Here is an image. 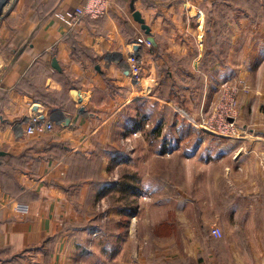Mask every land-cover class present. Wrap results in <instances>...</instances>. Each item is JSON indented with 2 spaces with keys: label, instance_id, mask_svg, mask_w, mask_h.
Returning a JSON list of instances; mask_svg holds the SVG:
<instances>
[{
  "label": "crops",
  "instance_id": "obj_1",
  "mask_svg": "<svg viewBox=\"0 0 264 264\" xmlns=\"http://www.w3.org/2000/svg\"><path fill=\"white\" fill-rule=\"evenodd\" d=\"M133 1L151 28L150 47L135 45L148 36L134 19ZM202 1L207 0L167 5L114 0L106 17L70 29L54 13L75 8L80 0H24L0 27V264H84L93 240L101 247L98 254L122 264H153L156 257L161 258L159 264H264V121H239V138L211 133L194 142L193 170L204 176L201 186L208 183L209 192V207L200 211L198 222L218 224L225 235L216 239L202 234L201 245L194 248L182 235V253H168L165 244L164 252L144 254V235L136 238L140 249L135 250L137 235L132 225L121 227L120 197L114 200L119 172L109 173L110 159L99 151L111 145L121 152L122 158L113 163L134 158L137 139L131 134L115 137L114 129L122 120L120 112L130 111L144 97L162 108L170 102L174 112L185 111L184 117L189 114L199 129L201 113L213 112L221 85L243 78L251 90L241 94L242 117L250 111L264 114V0H252L254 9L240 8L234 20L228 18L230 8H215L207 23L209 8L202 9ZM179 3L191 14L185 15ZM153 8L175 25L159 16L151 20ZM135 46L142 50L144 63L138 86L124 64ZM54 58L61 71L53 69ZM172 87L181 104L167 98ZM43 99L52 102L50 108ZM34 104L52 114L57 123L53 134H18L16 126L24 123ZM119 144L128 149L121 150ZM196 158L207 164L196 165ZM153 173L152 168L145 173L144 186ZM157 184L154 193L162 194L154 197L152 207L175 204L165 215L175 213L176 227L189 221L195 225V215L185 219L184 207L193 209V204L184 188L176 187L180 194L172 196L162 178ZM109 199L114 200L111 206ZM105 218L109 225L102 233L98 226ZM101 238L108 243L103 245Z\"/></svg>",
  "mask_w": 264,
  "mask_h": 264
},
{
  "label": "rangeland",
  "instance_id": "obj_2",
  "mask_svg": "<svg viewBox=\"0 0 264 264\" xmlns=\"http://www.w3.org/2000/svg\"><path fill=\"white\" fill-rule=\"evenodd\" d=\"M24 0H16V2L14 3V5L3 14V12L0 11V27L4 24L9 22V20L12 18V15L14 14V12L17 9V6L22 3ZM152 2H154V4H162V5H167L169 3H172L174 1L177 0H167L166 2H162V1H154V0H150ZM158 2V3H155ZM223 2V1H220ZM153 4V5H154ZM187 4V3H186ZM201 7H203L202 9H206L208 8L211 4L212 1H205V2H201ZM232 4L231 6H225L226 8H230L231 10H233L231 12V17L228 16V18H231V20H234L236 18V16L238 15V10L240 8H249V9H254V2L252 0H249L247 3L245 1H238V0H232ZM180 5V3H179ZM181 6V5H180ZM211 7H213L211 5ZM219 9H223V4H219L217 6ZM224 7V8H225ZM182 8V12L185 13V15H190L191 11L187 10L188 7H183ZM153 15H152V19H155L154 17L159 16L161 17V19H163L164 21H166L168 24L170 25H175V22L172 21L171 17L164 15L163 11H159L156 8H153ZM174 10L177 9V5H174ZM1 10V9H0ZM187 12H186V11ZM192 12L193 9H192ZM198 12V11H197ZM205 12V11H204ZM194 14V13H193ZM207 14L204 17V21L206 20L207 23ZM144 32V31H143ZM145 33V32H144ZM144 37H140L139 39H142ZM138 39V40H139ZM145 39V38H144ZM201 39V38H200ZM137 40L138 44L135 45H139V41ZM145 44H143L144 46L146 45V41L144 42ZM134 45V44H133ZM139 47V46H138ZM148 47V46H147ZM140 47L137 50V53L141 54L140 51ZM136 50H134L133 52H135ZM128 59V58H127ZM127 59L125 61H127ZM143 66L144 63H142V79H143ZM130 75V74H129ZM142 81V80H141ZM134 82V81H133ZM135 83V82H134ZM142 82L139 83H135L138 85H140ZM228 84V85H227ZM251 90V86L248 82V80L243 79V78H232L230 79L227 83H224L221 85L219 91H218V95H217V100H216V104L214 107V110L212 113L208 114V113H201V116L199 118L200 123H202L203 128L202 129H197V128H193V137L192 135L184 142H179V147L177 148L176 146L173 145L172 151L168 152V154L164 155L163 158L165 159H160L158 157H156V155L154 154V151L150 150V146L149 145V140L147 139V137L149 136V134H147L149 132V130H152L153 128H155V124L156 121L154 120V117L151 119H146L145 115L143 113L139 114V109H135V112L133 111V109H130V112L132 113V119L133 121L137 122L138 125L135 127H130V131L127 132L128 130L125 131V128L128 126H126L124 128V131L127 132L126 135L131 134L130 136L137 139L136 144H135V155L134 158L132 160H130V162L128 161L129 158L125 159V162L122 161L121 163L115 161L114 163L110 160V163L108 165L109 167V173L111 174V171H114V173H117V171L119 172V177L126 175V174H135L137 175V183L136 185L138 187L141 188V192L139 193H134L131 191L130 194H127L125 197H123L120 193H118V195H116L114 197V200H117V197H120V195L122 196V200L121 198L120 200V206L127 209H129L128 207L132 206L134 207L135 211L132 215H130V222H126L125 221V215H127L123 210V214H119L122 217V221H121V227L123 228L124 226H128V228H132L134 230V234L137 235V237H135V247L137 249L135 250H139L140 246L138 245L139 241L136 238H141L143 235L146 238V241L142 240V245H144V247L141 248V252L142 253H148L151 252V250L153 251V253H155L157 250L164 252L165 249V244H167V248H168V253H171L172 249H177L179 250L181 253L183 251V238L182 235H186V241L187 243H189V247L190 248H194L195 244H200L202 243V234L205 236L206 233L211 234L212 228L214 227H219L220 226L218 224H213L210 226H206L203 225L202 223H199V213L200 211H205L208 207H209V202H208V195L209 192L207 191V184L203 187L201 186V180H203V177L201 173L194 171L193 170V161H192V156L195 153V149L194 147H196V145L194 144V142H197L198 139H203L205 140V137L207 138L208 134L213 133V129L212 127H222L221 125L217 124V121L224 119V114H223V110L222 107L224 105L230 104L231 102H233L235 100V98L237 99L238 102V106L235 107V111L231 113V118L228 120L230 122H233L235 125L234 127L230 130V136L232 139L234 138H239L241 137V134L239 133V125L238 122L242 121V120H256V121H264V114L262 113H255L250 111L247 115L246 118L242 117L241 114V101L243 98H241V94L243 93H247ZM235 91L238 92V96L235 95ZM166 93V90L163 91V95ZM190 93V92H189ZM224 94L227 95L228 99H226L224 97ZM166 96V95H164ZM148 98V97H144ZM225 98V99H224ZM142 99V98H141ZM170 101V100H169ZM164 103V102H163ZM172 103V100H171ZM166 104V106L170 105L169 103H164ZM174 107L179 108L176 106V104H172ZM218 107V111L216 109V107ZM163 110V109H162ZM178 110H182V109H178ZM185 112V111H184ZM182 112L179 113L181 118H184V123H181L178 126H192L191 123V118L190 115H188V119H186L185 113ZM187 113V112H186ZM218 113V114H216ZM139 114V115H138ZM130 115V113H129ZM170 118H168V120L172 119L171 116H169ZM120 118H123V116H121ZM133 121H131V124L133 123ZM176 123V122H175ZM188 123V124H187ZM168 122L163 123V132H165L166 128L168 127ZM178 124V123H177ZM177 124L174 126V128L177 127ZM140 125V126H139ZM196 127L197 123L195 124ZM211 125V126H210ZM143 128V129H142ZM145 128V129H144ZM201 131L202 134L197 137L195 136V130ZM115 130V137L119 136V137H123L125 136V134H123L124 132H122L121 130ZM113 130V131H114ZM133 130V131H131ZM177 130V129H176ZM53 134V133H52ZM51 134H48L47 136H49ZM246 136V135H245ZM173 138L176 140L179 138V136L177 135V133H175V135H173ZM123 139V138H122ZM173 140V139H172ZM174 140V142H175ZM207 141V140H206ZM208 144L205 145V151L208 150ZM123 144H119L117 145L120 149L122 148L124 150V148L128 149L127 145H123ZM117 148V147H116ZM158 148V147H157ZM121 149V150H122ZM175 152V153H174ZM151 157V158H145L146 157ZM173 154L177 155L174 156ZM181 154V155H180ZM174 156V157H173ZM156 157V158H155ZM192 158V159H191ZM187 159V161L184 162V165H182L181 160H185ZM189 159V160H188ZM195 164L196 165H206L207 163L204 162L203 159L201 158H196ZM113 164V166L111 167V165ZM117 165V167H116ZM152 170L154 169V173L152 174L151 177H148L147 180L145 179V183L146 185H143V178L145 176V173H148L149 169ZM109 174V175H110ZM116 175V174H115ZM160 177V178H159ZM163 179L164 183L169 186L170 188L168 189H172V191L170 193H172V196H176L179 195L180 192L178 191L176 193V187H183L184 191H182L183 193L185 192V196L187 199H192V204H193V209L189 207H184V213L186 214V218H188V220L193 216V219L195 221H197V223H195V225L189 221V223L187 224H180V228L176 227V215L175 213H169L170 215H165L167 212H170V209L174 207L175 209V204H171L169 207L167 208H163V209H154L152 207L151 204H153L154 202V197L161 195V193H154V187L156 185H158L157 183L159 182L160 179ZM163 194H166L165 192H163ZM169 194V193H167ZM149 196V198L147 200H145V196ZM113 199H109V205L111 206V204L114 203ZM145 204V207L142 208V205ZM191 204V205H192ZM135 205V206H134ZM141 215L144 217V219L142 220ZM168 220L172 221L174 224L171 225L170 221H166L167 217ZM198 219V220H197ZM142 220V221H141ZM104 222L101 223L98 227H100L99 229L102 230L101 232L103 233V231H105L107 225H109V221L108 219L106 220V218L103 220ZM166 221V222H164ZM230 223V222H229ZM141 231V234L138 235L137 232ZM228 232H233V230L228 227ZM224 233H223V237H224ZM96 236V235H94ZM102 236V235H101ZM212 236V235H210ZM213 237V236H212ZM185 238V237H184ZM187 238H191V239H187ZM167 239V240H166ZM177 240V241H176ZM102 238H101V242H102ZM92 242V243H91ZM90 244L88 245V253L89 257L86 258V261L84 264H122L121 262H113L112 258H110L111 256L109 255L107 258L103 257L100 253L98 254L99 250L101 249V247L99 246V242L97 241H91ZM110 242V241H109ZM108 243L107 239H105L103 241V245H106ZM199 245V246H200ZM221 244L217 245V243H208V246L211 248H220L222 247ZM202 246H204V244H202ZM95 249V250H94ZM94 251H96V254H92L94 253ZM160 257H156L153 261V264H159L160 262ZM159 260V261H158ZM187 261H190V259H187ZM163 263H169V261H163ZM162 263V264H163ZM171 264H173L171 262ZM184 264V263H183ZM188 264H193L188 263Z\"/></svg>",
  "mask_w": 264,
  "mask_h": 264
},
{
  "label": "trees",
  "instance_id": "obj_3",
  "mask_svg": "<svg viewBox=\"0 0 264 264\" xmlns=\"http://www.w3.org/2000/svg\"><path fill=\"white\" fill-rule=\"evenodd\" d=\"M220 1H223V2H220ZM238 1H245V0H238ZM248 1L246 0V2H248ZM219 4H223V8L225 6L233 5L232 0H214L211 4L213 7H211V5L208 7L209 8L208 18L211 17L212 10L215 8H218L217 6ZM56 12H58V11H56ZM56 12L54 13V16H55ZM177 95H178L177 90L172 87L167 98L170 100H173L174 102H176L178 104H181L176 98ZM42 101H44L45 104L48 105V106L46 105V108H50L49 105L52 104V102L46 101L45 99H43ZM133 106H134V109H133L134 112H135V109H136V111H137V109H139V114L143 113L145 115L146 119H148V118L151 119L154 117V120L156 121L155 128H153L152 130H149V132L147 133V134H149L147 139L150 141L149 145H151L150 150L154 151V154H156V155L160 154L161 156H164V155L168 154V152L172 151L173 145L178 148L180 145L179 142L186 141L191 135L193 137V128L194 127L191 125L190 126H180L179 128L176 127L177 130H176V128H174V126L177 123L181 122V123L185 124V122H184V118H181L180 115L177 112H174L169 106H163V108H164L163 109L162 107H160L159 102L155 101L152 103L150 99H143V100L136 101L133 104ZM161 108L163 109L162 111H161ZM129 113H130V115H129ZM119 116L120 117L123 116V118H121L122 120L119 122L116 129H119V130L122 129V132H124L123 134H125V135L127 134V132L130 131L129 130L130 127H135L138 125L137 122L131 120L132 119V113L129 111V109H124L123 111H121ZM169 116H171L172 119L168 120V118H170ZM131 121H133L132 124H131ZM165 122H168L170 124L168 125L166 132H163L162 126H163V123H165ZM126 126H128V128ZM123 127L124 128L126 127L125 131L126 130H128V131L125 132L123 130L124 129ZM175 133H177V135L179 136V138L176 140L173 138V135H175ZM195 134H196L195 136L199 137L202 134V132L195 130ZM174 140H175V142H174ZM99 151L101 153H103L102 155L106 156L111 161H113L114 158L115 159L122 158V157H120L121 152L114 149V147H112L111 145L106 146L104 148H100ZM94 162L99 167V160H95ZM95 171H97V170H95ZM88 172L92 173L93 171L90 170V168H88ZM99 181L103 182L101 177L99 178ZM138 181H137V175H135V174H126V175L123 174V176L120 177L119 181L116 182L114 185L118 186V188H119L118 193H120L123 197H125L127 194H130L131 191L134 193L141 192V188L136 185V183ZM110 186H112V185L108 184V187H110ZM121 195H120V198L122 200ZM132 206L128 207L129 209H127V210H126V208L123 209V207H121V214H123V210L126 211L125 213L127 215H125V221L127 223L130 222V217H131L130 215H132L135 211L134 207H132Z\"/></svg>",
  "mask_w": 264,
  "mask_h": 264
},
{
  "label": "built area",
  "instance_id": "obj_4",
  "mask_svg": "<svg viewBox=\"0 0 264 264\" xmlns=\"http://www.w3.org/2000/svg\"><path fill=\"white\" fill-rule=\"evenodd\" d=\"M154 1H162L166 2L167 0H154ZM114 0H80V3L77 7L56 12L54 18L69 27L70 29L79 28L86 20H98L106 17L111 10ZM139 45L145 44L148 47L152 46L151 42L148 39H139ZM131 50L130 55L126 63L128 64V68L130 70V77L132 81L135 83H139L142 80V54L137 53V51L133 52ZM142 52V50H140ZM228 85V84H227ZM235 95L238 96V92L235 91ZM224 97L228 99L227 95L224 94ZM224 98V99H225ZM39 104H34L31 109L27 119L23 124H18L16 126V130L18 134H24L26 136H45L48 134H52L56 130L57 123L53 119L51 113H49L44 106ZM238 106L237 99L230 104L224 105L222 107L224 119H222V127H212V134H219L223 137H231L230 130L234 127V123L228 121L231 118V113L235 111V107ZM217 106V111H218ZM26 124V125H25ZM202 129V123L199 125ZM211 134V133H210ZM149 196H145V200H147ZM23 211L25 207L22 208ZM211 235L216 239L223 238V231L219 227L212 228Z\"/></svg>",
  "mask_w": 264,
  "mask_h": 264
},
{
  "label": "water",
  "instance_id": "obj_5",
  "mask_svg": "<svg viewBox=\"0 0 264 264\" xmlns=\"http://www.w3.org/2000/svg\"><path fill=\"white\" fill-rule=\"evenodd\" d=\"M131 9L133 10V16L134 19L141 25L142 30L145 32V34L148 36V41L151 42V44H154V39L153 37L150 35L151 34V28L148 24H146V20L143 18L141 12H139L138 10H136L135 8V1L132 2L131 4ZM138 46L134 47V50H138ZM52 67L53 69L57 70V71H61V66L58 62V60L56 58L53 59L52 61ZM97 69H100L99 67ZM126 73L129 75L130 74V70L129 68H127ZM73 95H77L76 91H73ZM69 122V120H68ZM3 155V152L0 151V156Z\"/></svg>",
  "mask_w": 264,
  "mask_h": 264
},
{
  "label": "bare ground",
  "instance_id": "obj_6",
  "mask_svg": "<svg viewBox=\"0 0 264 264\" xmlns=\"http://www.w3.org/2000/svg\"><path fill=\"white\" fill-rule=\"evenodd\" d=\"M15 2H16V0H0V9H1L0 11L3 12V14H4L14 5ZM124 64L128 68V64L127 63H124ZM38 106H40V105H38Z\"/></svg>",
  "mask_w": 264,
  "mask_h": 264
}]
</instances>
